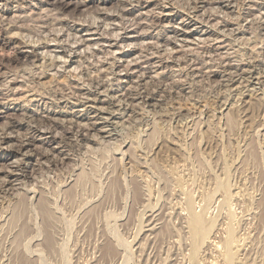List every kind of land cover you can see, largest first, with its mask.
Listing matches in <instances>:
<instances>
[{
    "label": "rangeland",
    "instance_id": "rangeland-1",
    "mask_svg": "<svg viewBox=\"0 0 264 264\" xmlns=\"http://www.w3.org/2000/svg\"><path fill=\"white\" fill-rule=\"evenodd\" d=\"M55 1L0 0L38 56L0 83V264H264V0Z\"/></svg>",
    "mask_w": 264,
    "mask_h": 264
},
{
    "label": "bare ground",
    "instance_id": "bare-ground-1",
    "mask_svg": "<svg viewBox=\"0 0 264 264\" xmlns=\"http://www.w3.org/2000/svg\"><path fill=\"white\" fill-rule=\"evenodd\" d=\"M82 1H84V0H82ZM87 1V0H86ZM114 1V0H113ZM57 2L60 4V6H62L64 9H66L65 7H68V6H70V5H74V7H76V8H79V7H81V6H84L85 5V1L84 2H78V1H75L74 2V4H72L71 3V1L70 2H67V0H62V1H60V0H57ZM56 1H55V3H57ZM202 2V1H201ZM54 3V2H53ZM52 3V4H53ZM87 3V2H86ZM226 4V6L227 7H229L230 6V3H232V2H228L227 0H218L217 2H216V4ZM58 5V4H57ZM234 5V4H233ZM54 7H55V5H53ZM225 6V7H226ZM61 7V8H62ZM85 7V6H84ZM83 7V8H84ZM180 8V7H179ZM197 8V7H196ZM68 9V8H67ZM80 9V8H79ZM55 10H57V9H55ZM89 10V9H88ZM106 10V9H105ZM215 10V9H214ZM59 11V10H58ZM57 11V12H58ZM74 12V11H73ZM61 13V12H60ZM118 14V13H117ZM37 15V14H36ZM152 15V14H151ZM154 15H156V14H154ZM153 15V16H154ZM163 15V14H162ZM161 15V16H162ZM34 16V15H33ZM58 16V15H57ZM56 16V17H57ZM189 16V15H188ZM17 17V16H16ZM35 17V16H34ZM40 17V16H39ZM38 17V18H39ZM46 17H47V15H46ZM107 17V16H106ZM119 17V16H118ZM122 17H124V16H122ZM159 17V16H158ZM73 18V17H72ZM16 19V18H15ZM18 19V18H17ZM56 19V18H55ZM80 19V18H79ZM180 19V18H179ZM40 20H41V18H40ZM45 20V19H44ZM44 20H42V22L44 21ZM160 20V19H159ZM185 20V19H184ZM8 21V20H7ZM13 21V20H12ZM31 21V20H30ZM36 21V20H35ZM54 21V20H53ZM73 21H75L74 19H73ZM9 22V21H8ZM83 22V21H82ZM262 22V21H261ZM12 23V22H11ZM32 23V22H31ZM34 23V22H33ZM37 23V22H36ZM47 23H48V21H46V22H43L42 24H43V26L46 24L47 25ZM50 23V22H49ZM75 23H77V22H75ZM86 23V22H85ZM153 23V22H152ZM78 24V23H77ZM1 25V24H0ZM12 25V24H11ZM10 25V26H11ZM23 25V24H22ZM51 24H49V26H50ZM82 25V24H81ZM151 25V24H150ZM155 25V24H154ZM9 26V25H8ZM27 26V25H26ZM83 26V25H82ZM153 26V25H152ZM151 26V27H152ZM16 27V26H15ZM20 27V26H19ZM23 27V26H22ZM46 27V26H45ZM66 27V26H65ZM25 28V27H24ZM43 28V27H42ZM47 28V27H46ZM87 28V27H86ZM44 29V28H43ZM53 29V28H52ZM62 29V28H61ZM10 28L9 29H7V27L5 28L4 27V25L2 24L1 26H0V32H1V39H0V45H2V46H4L6 49L7 48H9L10 49V51H11V49H13L14 50V55L12 56V58L11 59H8L7 58V60H0V70H2V72L0 73V83L2 84V81L3 80H5V79H11L10 80V82L9 83H16V82H19L18 81V79H17V75H16V73L14 74H12V75H9V73L12 71L11 70V63H13L14 64V62L15 63H17V64H20V65H25V66H29V65H34V63L38 60L37 58H38V56H37V52H36V49L34 48V46H30V45H28L27 43H25V42H23V41H21L20 39H16V38H13V37H8L7 35L10 33ZM19 30V29H18ZM37 30V29H36ZM49 30V29H48ZM51 30V29H50ZM87 30V29H86ZM88 30H89V28H88ZM22 31H23V29H22ZM39 31V30H38ZM28 32H30V31H28ZM22 33V32H21ZM31 33V32H30ZM43 33V32H42ZM11 34V33H10ZM28 34V33H27ZM36 34V33H35ZM50 34V33H49ZM6 35V36H5ZM47 35V34H46ZM52 35V34H51ZM56 35V34H55ZM30 36V35H29ZM44 36V35H43ZM109 36V35H108ZM14 37H16V36H14ZM20 37V36H19ZM56 37V36H55ZM106 38V37H105ZM24 39V38H23ZM53 39V38H52ZM108 39V38H107ZM106 39V40H107ZM113 38H112V36H111V38H109V40L111 41ZM37 40H39V39H37ZM42 40V39H41ZM40 40V41H41ZM47 40H48V38H47ZM56 40V39H55ZM58 40V39H57ZM105 40V41H106ZM109 40L108 41H106V42H109ZM261 40V39H260ZM83 42V41H82ZM46 42H44V44H45ZM76 43V42H75ZM46 45V44H45ZM49 45V44H48ZM254 45H257V44H254ZM263 45V44H262ZM51 46V45H50ZM103 46V45H102ZM110 46V45H109ZM36 47V46H35ZM209 47V46H208ZM255 47V46H254ZM4 48V49H5ZM0 49H2V47L0 48ZM61 49V48H60ZM228 55V54H227ZM80 57V56H79ZM114 58V57H113ZM227 58H228V56H227ZM118 59V58H117ZM53 60V59H52ZM174 60V59H173ZM56 61V60H55ZM54 61V62H55ZM53 62V61H52ZM53 62V63H54ZM66 62V61H65ZM64 61H63V64L65 63ZM188 62V61H187ZM48 63V62H47ZM46 63V64H47ZM56 63V62H55ZM176 63V62H175ZM16 64V65H17ZM43 64V63H42ZM45 64V63H44ZM43 64V65H44ZM52 64V63H51ZM62 64V65H63ZM114 64V63H113ZM16 65H15V67H16ZM48 65V64H47ZM58 65V64H57ZM190 65V64H189ZM193 65V64H192ZM55 66H56V64H55ZM101 66V65H100ZM227 66V65H226ZM260 66V65H259ZM24 67V66H23ZM48 67V66H47ZM25 68V67H24ZM112 68V67H111ZM114 68V67H113ZM191 68V67H190ZM198 68V67H197ZM204 68V67H203ZM26 69H28V68H26ZM32 69V68H31ZM30 69V70H31ZM132 69V68H131ZM196 69V68H195ZM215 69V68H214ZM247 69V68H246ZM192 70V69H191ZM190 70V71H191ZM257 70V69H256ZM13 71H15L14 69H13ZM104 71V70H103ZM222 71V70H221ZM248 71V70H247ZM188 72V71H187ZM256 72V71H255ZM101 73V72H100ZM108 73H109V71H108ZM211 73V75H212V73H214V74H216V72H214V71H211L210 72ZM31 74V73H30ZM45 74V72H42L41 74L39 73V75L36 77V80L39 78L40 79V77H42V75H44ZM103 74V73H102ZM241 74V73H240ZM35 75V74H34ZM114 75V74H113ZM206 75V74H205ZM238 75V74H237ZM10 76H14V78L13 77H10ZM16 76V77H15ZM30 76V75H29ZM110 76H112V75H110ZM193 76V75H192ZM213 76V75H212ZM34 77V76H33ZM232 77H233V75H232ZM2 78H4L3 80H2ZM32 78V77H31ZM103 78V77H102ZM113 78V77H112ZM21 79V78H20ZM24 79V78H23ZM22 79V80H23ZM30 79V78H29ZM93 79V78H92ZM97 79V78H96ZM258 79V78H257ZM2 80V81H1ZM28 80V79H27ZM115 80V79H114ZM230 80V79H229ZM247 80V79H246ZM25 81V80H24ZM67 81V80H66ZM263 81V80H262ZM21 82V81H20ZM23 82V81H22ZM95 82V84H94V86L92 87V88H94L95 90H99V89H101V88H103L104 86H105V84L103 85V83L101 82V80L99 79V81H94ZM228 82V81H227ZM29 83V82H28ZM90 83V82H89ZM102 83V84H101ZM260 83V82H259ZM67 84V83H66ZM241 84V83H240ZM4 85V84H3ZM6 85V84H5ZM23 85V84H22ZM32 85H33V83H32ZM179 85V84H178ZM228 85H230V84H228ZM7 86V85H6ZM28 86V85H27ZM70 86V85H69ZM90 86H92L91 85V83H90ZM108 86V85H107ZM9 87H11V85L9 86V84H8V88ZM38 87V86H37ZM71 87V86H70ZM232 87V86H231ZM12 88V87H11ZM30 88H31V86H30ZM59 88V87H58ZM240 88V87H239ZM32 89V88H31ZM27 90V89H26ZM82 90V89H81ZM139 90V89H138ZM25 91V90H24ZM33 91V90H32ZM105 91V90H104ZM26 93H28V92H26ZM100 93V92H99ZM131 93V92H130ZM238 94H239V92H238ZM241 94V93H240ZM136 95V94H135ZM145 96V95H144ZM240 97V96H239ZM131 99H132V97H130ZM136 98V97H135ZM239 99V98H238ZM97 100V99H96ZM95 102V101H94ZM102 102V101H101ZM226 103V102H225ZM224 104V103H223ZM102 112V111H101ZM111 113V112H110ZM112 114V113H111ZM112 116V115H111ZM51 119V118H50ZM107 119V118H106ZM48 121V120H47ZM49 122V121H48ZM19 123V122H18ZM42 123V122H41ZM9 126V128L8 129H13V128H15V126H14V124H10V125H8ZM26 126V125H25ZM29 129V128H28ZM7 130V129H6ZM9 133V132H8ZM111 133V132H110ZM32 136V135H31ZM4 137V136H3ZM53 137V136H52ZM76 140V139H75ZM18 145V144H17ZM68 146V145H67ZM119 146V145H118ZM20 148H22L23 147V145H20L19 146ZM114 147H117V146H114ZM119 149V148H118ZM14 150V149H13ZM21 150V149H20ZM112 150V149H111ZM114 150V149H113ZM116 150V149H115ZM120 150V149H119ZM16 151V150H15ZM20 152V151H19ZM17 153V152H16ZM39 155V154H38ZM39 160V159H38ZM38 162V161H37ZM39 163V162H38ZM41 164V163H40ZM39 165V164H38ZM22 169V168H21ZM24 171V170H23ZM93 171V170H92ZM95 171V170H94ZM22 172V171H21ZM96 172V171H95ZM11 173V172H10ZM10 173H8V174H10ZM91 174V173H90ZM83 179V178H82ZM89 179V178H88ZM81 181V180H80ZM1 188V187H0ZM34 189V188H33ZM35 190V189H34ZM26 191V190H25ZM29 193V192H28ZM44 193V192H43ZM55 196V195H54ZM47 198V197H46ZM30 200V199H29ZM49 201V200H48ZM49 204V203H48ZM97 208V207H96ZM54 212V211H53ZM90 212V211H89ZM88 212V213H89ZM86 213V212H85ZM91 213V212H90ZM194 214V213H193ZM91 216V215H90ZM94 216V215H93ZM199 216V215H198ZM201 217V216H200ZM86 218V217H85ZM202 218V217H201ZM195 219V218H194ZM198 218H196V220H197ZM47 220V219H46ZM201 220V219H200ZM203 220V219H202ZM47 223V225H48V220L46 221ZM201 222V221H200ZM198 220H197V223H200ZM204 222V221H203ZM193 223H195V222H193ZM194 225H196V223L194 224ZM193 225V226H194ZM198 225V224H197ZM197 225H196V227H197ZM200 225V224H199ZM195 228V227H194ZM194 228H192V229H194ZM30 229V228H29ZM200 229V228H199ZM198 229V230H199ZM31 230V229H30ZM20 232V231H19ZM26 232H27V230H26ZM200 232V231H199ZM23 233H25L24 231H23ZM195 233V232H194ZM196 234H198V233H196ZM230 258V257H229ZM232 260V259H231Z\"/></svg>",
    "mask_w": 264,
    "mask_h": 264
}]
</instances>
